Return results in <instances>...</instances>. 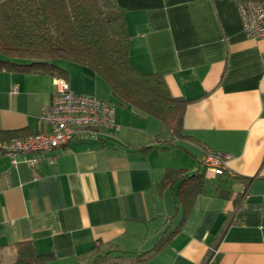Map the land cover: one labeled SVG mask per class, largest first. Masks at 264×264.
<instances>
[{"label": "crops", "instance_id": "crops-1", "mask_svg": "<svg viewBox=\"0 0 264 264\" xmlns=\"http://www.w3.org/2000/svg\"><path fill=\"white\" fill-rule=\"evenodd\" d=\"M115 2L132 65L187 100L181 135L92 69L59 61L70 90L113 104L118 129L74 138L34 166V153L12 162L0 150V264L20 241L52 253L49 264H90L95 241L136 254L160 245L129 264H264V36H246L235 0ZM54 78L0 68V131L45 130ZM206 150L227 156L226 171L205 172L185 207L177 182L159 183L168 168L201 170Z\"/></svg>", "mask_w": 264, "mask_h": 264}, {"label": "trees", "instance_id": "trees-1", "mask_svg": "<svg viewBox=\"0 0 264 264\" xmlns=\"http://www.w3.org/2000/svg\"><path fill=\"white\" fill-rule=\"evenodd\" d=\"M128 49L123 11L115 0H0V68L64 77L59 61L86 66L116 96L157 117L172 130L173 138L178 137L187 100L172 96L161 75L140 73L130 62ZM17 136L16 131H0V145ZM201 170L168 168L159 184L177 182L178 201L187 207L203 190L204 166ZM14 248V260L4 264H49L53 258L52 253H38L31 241H20ZM159 248L136 254L95 241L90 264L137 263Z\"/></svg>", "mask_w": 264, "mask_h": 264}, {"label": "built area", "instance_id": "built-area-1", "mask_svg": "<svg viewBox=\"0 0 264 264\" xmlns=\"http://www.w3.org/2000/svg\"><path fill=\"white\" fill-rule=\"evenodd\" d=\"M247 37L264 36V0H235ZM50 101L41 107L39 121L46 128L27 137L11 138L0 145L3 154L14 162L17 156L34 166L39 158L66 146L74 138L113 137L118 129L113 104L96 96L75 93L62 77L54 78ZM226 155L206 150L201 163L206 172L221 175L226 171Z\"/></svg>", "mask_w": 264, "mask_h": 264}]
</instances>
